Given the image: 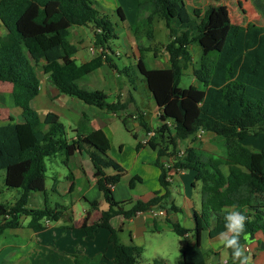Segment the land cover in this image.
<instances>
[{"label": "trees", "instance_id": "16d2710c", "mask_svg": "<svg viewBox=\"0 0 264 264\" xmlns=\"http://www.w3.org/2000/svg\"><path fill=\"white\" fill-rule=\"evenodd\" d=\"M138 9L137 22L132 27L136 40L138 31L152 39L156 19L163 20L170 38L165 44L168 66L147 67L143 52L148 48L141 45L136 64L161 110L163 122L153 129L147 144L157 150L153 163L160 170L158 179L164 191L154 192L147 200L116 201L112 186L123 175V169L108 157L109 140L104 131L86 133L80 127L74 130L75 138L68 139L66 127L55 112L49 111L41 118L30 105L39 93L36 67L40 66L59 93L112 113L127 108L128 102L109 101L102 90L77 83L101 67L103 58L99 55L76 63L73 55L77 47L68 40L70 27L89 26L93 28L94 46L106 48L109 40L116 37L111 14L95 0H0V22L6 31L0 36V82L11 84L13 105L22 118L16 122L9 116L7 122L0 124V171H4V185L19 191L13 203H0V234L16 227L22 215L29 216L28 227L34 231L45 227L44 220H57L61 211L46 203L28 207L29 195L45 192L47 157L58 152L69 157L84 151L92 161L108 208L91 223L86 214L81 228L89 237L99 228L109 232L108 240L114 249L111 264H138L143 252L140 246L122 243L120 228L110 225L113 216L129 218L152 208L176 209L169 199L167 169L160 161L164 155L173 156L176 167L194 171V180L201 184V209L194 213L195 227L189 230L168 220L178 236L189 231L194 235L192 244L180 247V264H206L200 246L201 232L207 230L213 238L225 231L224 216L229 207L245 214L246 232H260L264 243V26L233 23L225 4L203 10L195 7L192 15L184 0H140ZM116 13L124 19L121 8ZM192 42L201 49L195 64L188 51ZM104 61L109 63L108 56ZM188 65H192V75L200 86L179 85ZM141 125L146 133L151 131L144 122ZM200 129L222 139L224 155L213 156L186 147L184 154L177 157L178 141L194 136ZM259 134L263 145L258 151L242 143L245 137ZM223 164L228 166L227 173L221 169ZM107 167H113L116 173L106 174ZM153 264H160V260Z\"/></svg>", "mask_w": 264, "mask_h": 264}, {"label": "crops", "instance_id": "0c3cea01", "mask_svg": "<svg viewBox=\"0 0 264 264\" xmlns=\"http://www.w3.org/2000/svg\"><path fill=\"white\" fill-rule=\"evenodd\" d=\"M95 1L102 5V8H105L104 10H108L109 12H116L117 8H121L124 19L121 20L118 17L120 23L113 22L114 27H117L116 31L121 30L119 31V36L124 40L127 51L114 52L107 45L105 51L98 52L96 46L93 44V28L89 26H72L69 30L68 40L77 47L73 58L79 64L90 61L100 55L103 58V65L90 72L95 73L89 80L90 84H92L94 89L102 88L101 90L106 93L109 101L115 102L119 100L120 102H128L127 108L122 112L112 113L84 102L83 105L86 106H83L79 102L81 100L64 93H59L50 83L48 75L43 72L40 66L36 67L39 77V93L40 89H43L44 95L48 99V104L45 105V100L38 98V93L32 99L30 105L35 110L41 108L42 111L40 113L37 112L41 118L49 111L55 112L65 127L68 126L73 132L80 127L86 133L102 129L109 140L108 157L113 159L123 169V175L112 186L113 198L116 201L135 200L138 198L147 200L154 192L162 193L164 191L158 179L160 170L153 163L157 150L151 148L147 144V141H145L147 133L141 138L133 134L132 140L123 141V139L118 138L116 141H113V138L119 136V126L116 121H120L129 132L133 131L132 124L135 125V131L141 129L144 131L141 122H144L153 131L154 128L163 122L160 118L161 110L156 105L152 93L147 88L144 77L149 109L136 106L135 112L127 111L131 104L137 105L135 100L136 91L135 89H129L125 81L121 79L120 71L127 70L128 66H136L139 56L138 45H143L141 40H136L131 25L135 21L138 0L129 1L132 8L131 17L125 10L127 0ZM239 1L241 4H239ZM250 1L238 0V5L241 8L242 3ZM199 2V0H192L190 5L188 0V5L193 9L199 7L197 5ZM206 3L209 4V2ZM226 6L228 8V5ZM119 25H121V29ZM85 29L90 32L91 36V38L86 36L87 40H84L81 36L85 34ZM116 31L114 32L115 39H119ZM5 32V28L0 22V36H3ZM143 47L147 48L148 46L146 44ZM148 49L147 51H149ZM105 56H108L110 59L109 63L104 61ZM162 67L166 66L155 65L152 68ZM183 73L186 72L183 71ZM190 74L192 75V71ZM194 81L195 78L192 75V84L198 85ZM1 88H6L8 94L11 91L10 87L0 84ZM1 95L4 96L6 94L0 91ZM8 107L10 109L2 112V109L6 108V104L3 105L0 102V116H2L0 124L7 122L9 116H12L16 122H20L22 118L19 110L15 106L11 108L9 104ZM251 136L245 137L242 143L251 150L258 151L263 145L262 135H256V138ZM67 137L68 139L75 138V132L72 136L67 135ZM137 143H139L138 147ZM186 147H195L213 156L224 155L222 139L206 130H198L194 136L179 140L176 148L185 149ZM62 153L59 154L58 160L54 161L59 168L58 171L54 172L55 175H47L48 171L52 170L53 161L49 162V166L46 165V178L48 176L51 179L49 186L46 185L45 179V192L42 193V203L29 202L28 200L27 204L30 208L41 207L45 203L48 204V194L46 191L50 189L53 194L61 199V203L56 202L53 207L50 206L51 208H55V210L61 211L60 217L55 221L44 220L45 227L34 231L28 227L29 216L22 215L16 227L5 229L0 234V264L112 263L114 249L108 240L109 232L105 228H99L93 237H89L81 228L86 214L88 215V223H91L96 221L100 213L108 208V204L104 201L102 192L98 188L92 161L84 151H77L69 157H66ZM167 157V155H164L160 158L162 164L167 161ZM221 169L224 173L228 172L227 165L223 164ZM104 171L106 174L116 173L113 167H107ZM2 172L3 175H0V179L2 178L0 193H12L13 190L4 185V171ZM168 173L170 176V180L168 181L170 190L169 199L173 201L176 209H164L165 215H154L149 210L137 212L129 218L116 215L109 221L113 228H120L119 237L122 243H133L142 247L143 252L149 251L151 253L148 257L150 261L146 262V264H153L154 260H160V264H180V247L194 242L193 232L189 231L184 236H178L172 231L168 220L176 221L189 230L195 227L194 213H199L201 209V184L199 181L194 180V171L192 170L180 172L172 170ZM133 177L135 179H133V185L130 186L129 183ZM16 194L18 197L19 191H16ZM17 197L11 196L13 201L5 203H13ZM31 197L32 194L30 193L28 199ZM92 202L94 205H90ZM77 206H79V210ZM232 208L229 207L228 210ZM169 233H173L178 238H174ZM218 240L219 235L210 238L207 230L201 232L200 246L205 253L206 264H225L227 261H233L231 249H224L218 244ZM168 241L173 242L175 246L176 263L171 262L166 246ZM241 243L245 254L250 257L249 264H264V243L260 232L249 235V240L247 241L242 239ZM236 263L238 264V261Z\"/></svg>", "mask_w": 264, "mask_h": 264}, {"label": "rangeland", "instance_id": "374dc122", "mask_svg": "<svg viewBox=\"0 0 264 264\" xmlns=\"http://www.w3.org/2000/svg\"><path fill=\"white\" fill-rule=\"evenodd\" d=\"M130 0H127L126 4H125V10L127 12V14L131 17V7H130ZM140 0H138L139 3ZM186 3V7L187 10L189 12L190 15H192V7L188 5V0H184ZM192 0H189V4ZM200 2L197 4L199 5V7L203 10L206 9L208 6L210 5H215L217 4H226L228 5V9L230 12V16H231V20L233 23H237V24H247L248 22H252L255 23L259 26H264V0H251L248 3H242L241 8L238 5V0H199ZM242 1V0H241ZM206 2H209V4H207ZM145 3V2H144ZM143 3V4H144ZM99 7H103L102 5H100L98 3ZM191 5V4H190ZM145 8V5H144ZM105 9V8H104ZM243 10V11H242ZM108 11V10H107ZM143 13L146 14V12L142 9ZM109 12V11H108ZM134 12V11H133ZM243 12V13H242ZM111 14V19L116 22L117 24L120 23V20L118 19V14L116 12H109ZM139 15V9L137 7V12L135 15V21L133 23H131L132 27L134 26V24L137 22V18ZM121 25H119L120 27ZM117 27H114V32L117 30ZM121 29V27H120ZM119 31H116V34L119 36ZM85 34L81 35L82 38L84 40H87L86 36H89V38H91L90 36V32L85 29ZM138 39L137 41L141 40V43L143 44L142 46L147 44V48H149V51H144L143 55H144V61L146 63V66L149 68L155 67V65H164L167 66L168 65V53L165 49V44H167V42L169 41V34H168V30L166 29L163 20L161 19H156L154 21V25H153V35H152V39L148 40L144 34V31H138ZM119 39H115L112 38L109 40L108 45L110 47V49L112 51H121V52H125L127 51L126 49V44L124 42V40H122V37H118ZM140 43V42H139ZM188 51L190 53L191 56V61L193 64H195L196 62H198L200 55H201V49L199 47L198 44H196L195 42H192L191 44L188 45ZM132 61V60H129ZM129 63V62H128ZM118 68L120 69V67L118 66ZM186 73L182 74L181 80L179 85L183 88L188 87L190 84H192V75L190 74L192 71V65H188V67L184 70ZM121 73V79L123 81H125L126 85L129 87V89L133 90L135 89V100L137 105L135 104H131L130 107H128L127 111L129 112H135V108L137 107H142V108H146L147 110L149 109V104H148V99H147V91H146V87H145V83L143 80V76L142 74L139 72L138 68L135 66H128L126 72L124 71H120ZM94 72L93 73H88L85 76H83L81 79H79L77 81V83L85 88L88 89H94V87L92 86V84H90L89 80L91 79V77L94 76ZM194 82H196V84H198L200 86V84L195 80ZM3 86L6 87H10L11 89V84L9 83H0ZM97 89H102V88H97ZM1 92H3L6 95H1L0 96V102L3 103V105L6 104V108L2 109V112H6L8 109H10L8 107V104L11 105V108H14L13 105V101H12V95H11V91L7 92L6 88H1L0 89ZM39 99L41 98L42 100H45V105L48 104V99L47 97H45L44 95V91L43 89H40V93H39ZM82 105L84 104L83 102L79 101ZM86 106V105H83ZM37 112H41V108L36 109ZM85 112H87V110H85ZM2 116H0L1 118ZM118 124V132H119V136L113 138V141H116L118 138L123 139V141H127V140H132L133 139V134H136V136L138 138H141L146 132L145 130L143 131L142 129L139 131H135L134 130V124H132L133 126V131L129 132L127 131L122 123L120 121H116ZM136 124V123H135ZM66 131H67V135L72 136L74 134V132L72 130H70L68 128V126L66 127ZM251 136V135H250ZM253 138H256V136H251ZM59 154H61V152L56 153V155L54 156H49L45 159V163L46 165L49 166V162L53 161L52 163V170L48 171L47 175H55V171H58L59 168L58 166H56V164L54 163L55 160H58V156ZM63 154V153H62ZM0 175H3V172L0 171ZM50 177L47 176L46 178V185L49 186L50 184ZM2 178L0 179V185ZM12 191V193H0V202L1 203H5V202H11L13 201V199L11 198V196H15L17 197L16 191H18V189L15 188H10ZM46 193L47 195V205L48 206H54L55 203H61V199L52 193V191L50 189H47ZM32 197L29 199V202H35V203H42L43 201V195L41 192H32ZM41 205V204H40ZM77 209L79 210V206H77ZM172 236H174V238H178L176 237V235H174L173 233H169ZM182 238V237H181ZM167 250L169 251V255H170V259L172 263H176V249L175 246L173 244V242L168 241L167 244ZM151 253L149 251H145L143 252L142 256L139 258V264L149 262L150 259H148L149 255Z\"/></svg>", "mask_w": 264, "mask_h": 264}, {"label": "clouds", "instance_id": "9594fccd", "mask_svg": "<svg viewBox=\"0 0 264 264\" xmlns=\"http://www.w3.org/2000/svg\"><path fill=\"white\" fill-rule=\"evenodd\" d=\"M225 231L219 234L218 244L224 249H231L234 264H249L250 257L245 254L241 240H249L246 232L247 217L242 211L232 208L227 210L224 216Z\"/></svg>", "mask_w": 264, "mask_h": 264}, {"label": "built area", "instance_id": "2783aa9c", "mask_svg": "<svg viewBox=\"0 0 264 264\" xmlns=\"http://www.w3.org/2000/svg\"><path fill=\"white\" fill-rule=\"evenodd\" d=\"M97 48V50H98V52H103V51H105V48L104 47H102V46H98V47H96ZM200 130H202V129H200ZM153 135V132L152 131H149V132H147V139L145 140V141H147L148 140V138L150 137V136H152ZM184 154V149H178L177 151H176V156L177 157H181L182 155ZM173 156H168L167 157V161L163 164V166L167 169V174H166V177H165V179L167 180V181H169L170 180V176H169V171H172V170H174V171H176V172H180V171H183V169L182 168H180V167H176L174 164H173ZM150 212H152L154 215H165L166 214V212H165V210L164 209H161V208H152V209H150L149 210Z\"/></svg>", "mask_w": 264, "mask_h": 264}]
</instances>
